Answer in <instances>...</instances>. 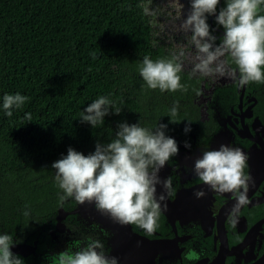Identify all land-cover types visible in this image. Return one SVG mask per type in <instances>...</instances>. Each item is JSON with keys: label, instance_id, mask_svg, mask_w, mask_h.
<instances>
[{"label": "trees", "instance_id": "16d2710c", "mask_svg": "<svg viewBox=\"0 0 264 264\" xmlns=\"http://www.w3.org/2000/svg\"><path fill=\"white\" fill-rule=\"evenodd\" d=\"M143 2L0 0L1 203L54 191L51 165L69 147L88 155L98 140L115 138L120 122L155 129L174 118L170 110L183 94L150 89L139 72L144 56L168 58L152 44ZM257 14L264 15V4ZM180 75L188 87L190 77ZM17 92L29 100L8 117L2 97ZM100 96L121 113L95 128L81 123L80 113Z\"/></svg>", "mask_w": 264, "mask_h": 264}, {"label": "flooded vegetation", "instance_id": "af4514ba", "mask_svg": "<svg viewBox=\"0 0 264 264\" xmlns=\"http://www.w3.org/2000/svg\"><path fill=\"white\" fill-rule=\"evenodd\" d=\"M146 2L143 9L152 44L168 58L181 51L194 53L185 36L159 42L154 38L152 19L158 14L154 8L148 14ZM222 3L217 13L225 6ZM185 6L189 9V0ZM208 23L216 29L214 35H223L215 16H209ZM191 67L186 59L182 73L195 82L179 90L183 95L174 101L179 115L171 118L177 123H168L166 132L177 141L179 153L159 175L161 179L171 175L176 191L168 198L157 229L149 234L137 225L115 222L94 204H79L70 197L61 200L64 192L59 185L47 195H28L30 200L6 197L4 203L0 201V233L14 236L17 243L11 251L25 264H55L53 255L66 249L76 251L89 238L100 240L118 264H264V83L239 87L227 78L192 76ZM188 121L191 131L186 134ZM185 141L190 149L184 147ZM221 144L239 147L249 157L250 202L241 207L235 225L228 219L236 202L234 195L212 191L193 171L204 151ZM201 190L205 195L197 198L195 193ZM162 191L157 185V195Z\"/></svg>", "mask_w": 264, "mask_h": 264}, {"label": "clouds", "instance_id": "9594fccd", "mask_svg": "<svg viewBox=\"0 0 264 264\" xmlns=\"http://www.w3.org/2000/svg\"><path fill=\"white\" fill-rule=\"evenodd\" d=\"M219 3L220 0H189L180 29L194 53L181 51L155 61L144 56L139 72L148 88L162 92L187 90L180 75L186 59L191 61L192 76L227 78L239 87L264 83V15L257 14L264 0H225L217 13ZM209 16H215L217 28L224 29L222 36L213 34L216 29L209 25ZM28 100L19 92L4 94L5 115L11 117L13 110L21 109ZM178 108V104L171 108L170 117L177 115ZM121 111L109 97L100 96L84 108L79 119L95 128L105 123L106 116L119 115ZM25 119L31 122V113H26ZM169 123L177 122L170 119ZM191 123L188 121L184 127L186 134L191 131ZM167 131L165 123L149 129L140 121H125L118 123L114 139L108 143L98 140L95 151L88 155L69 147L67 155H61L51 165L64 192L60 199L70 197L79 204H94L99 212L121 225H137L153 233L161 213L167 210L168 198L176 191L171 175L165 179L159 175L179 153L177 141ZM184 147L190 149L191 144L185 141ZM248 159L241 148L221 144L218 149L204 151L194 162L195 175L212 191L234 195L236 202L228 217L233 225L241 207L250 202L252 177L246 171ZM157 185L163 188L159 195ZM204 195L202 190L195 193L197 198ZM23 214L29 215L28 211ZM16 243L12 234L0 233V264H25L11 251ZM53 256L55 264H118V258L106 254L100 240L91 238L76 251L66 249Z\"/></svg>", "mask_w": 264, "mask_h": 264}, {"label": "rangeland", "instance_id": "374dc122", "mask_svg": "<svg viewBox=\"0 0 264 264\" xmlns=\"http://www.w3.org/2000/svg\"><path fill=\"white\" fill-rule=\"evenodd\" d=\"M153 8L158 14L152 19L153 36L158 42L163 39H175L174 36H185L180 29L188 11L185 0H147L145 11L150 14Z\"/></svg>", "mask_w": 264, "mask_h": 264}]
</instances>
